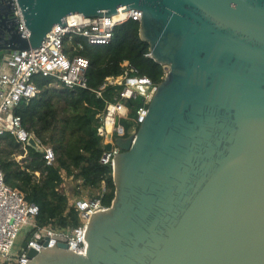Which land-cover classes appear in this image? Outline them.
<instances>
[{
	"label": "water",
	"instance_id": "1",
	"mask_svg": "<svg viewBox=\"0 0 264 264\" xmlns=\"http://www.w3.org/2000/svg\"><path fill=\"white\" fill-rule=\"evenodd\" d=\"M16 2L28 37L0 0V76L65 17L122 6L142 12L164 71L136 131L114 138V198L89 217L84 253L45 240L22 264H264V0Z\"/></svg>",
	"mask_w": 264,
	"mask_h": 264
},
{
	"label": "trees",
	"instance_id": "2",
	"mask_svg": "<svg viewBox=\"0 0 264 264\" xmlns=\"http://www.w3.org/2000/svg\"><path fill=\"white\" fill-rule=\"evenodd\" d=\"M63 50L69 58L87 59V84L92 89H98L107 77L125 72L129 77L146 76L153 86L164 77L162 65L147 55L148 43L139 37L138 21L132 19L115 26L107 44L92 45L84 37L72 36L64 39ZM125 61L127 64L122 65ZM32 81L38 93L21 99L13 113L20 117L27 133L40 145L52 149L54 160L46 164L41 152L24 145L9 132H3L0 134V170L6 185L38 207L37 226L55 231L78 228L82 218L61 186L69 179L73 182V198L82 197L85 191L86 197L99 198L103 206H110L115 192L112 164L100 161L105 136L98 129L103 125L101 113L105 103L115 101L124 85L106 84L101 97L96 98L90 90L65 87L55 78L40 73L34 74ZM149 89V85L145 86L134 98L122 100L126 113L118 118V125L123 137L138 128L137 110L147 108L145 95ZM102 184L104 190L97 194ZM27 239L24 237L23 243ZM0 264L17 262L0 259Z\"/></svg>",
	"mask_w": 264,
	"mask_h": 264
},
{
	"label": "built area",
	"instance_id": "3",
	"mask_svg": "<svg viewBox=\"0 0 264 264\" xmlns=\"http://www.w3.org/2000/svg\"><path fill=\"white\" fill-rule=\"evenodd\" d=\"M13 2L24 37H28L20 9L16 0ZM122 9L125 7L117 8L118 13L111 16L84 17L78 14L67 16L65 17L66 25L60 29L57 27L50 29L38 47L19 52L16 57L14 75L12 77H9L8 74L0 76V83L5 85V88L0 91V134L9 132L24 145L27 137L31 135L22 128L21 119L13 113V108L21 99L34 97L38 93V88L32 81V77L36 73L53 77L68 88L79 87L90 90L96 98L101 97V91L106 84L124 85L119 96L115 97V101L105 103L101 113L103 125L98 129V132L105 136V142L112 143L111 150L103 151L100 161L112 164L115 154L120 151L114 144V138L122 136L123 133L122 128L118 125V118L126 113V107L122 100L129 97L134 98L139 91H143L144 87L149 85L150 89L145 95L148 102L155 86L146 76L129 77L125 72L119 76L107 77L98 89H92L87 84V59L80 56L69 58L63 50V42L67 37L80 36L92 45L107 44L112 37L115 26L128 19L139 21L141 18L142 12L138 9L131 8L121 11ZM147 55L149 56V54ZM126 64L125 61L122 65ZM145 110L146 108L143 107L137 110L139 121L142 119ZM134 132L135 130H130V134ZM36 141L38 142L37 139ZM41 146L43 158L46 164H50L54 160L53 151L48 146ZM103 190L104 184L100 187V193L97 194H101ZM74 203L82 218V224L78 228L55 231L46 226H37L35 217L38 214V207L27 202L18 190L6 185L0 170V259L22 264L23 260H28L27 251L31 248L40 250V247H43L42 242L45 240L47 247L62 242L66 244L68 250L84 253L82 238L89 217L96 207H101V210L108 207L103 206L99 198L93 197H80ZM21 231L25 233V237L28 239L21 244L17 253L14 254L13 247Z\"/></svg>",
	"mask_w": 264,
	"mask_h": 264
},
{
	"label": "rangeland",
	"instance_id": "4",
	"mask_svg": "<svg viewBox=\"0 0 264 264\" xmlns=\"http://www.w3.org/2000/svg\"><path fill=\"white\" fill-rule=\"evenodd\" d=\"M19 158V156H18ZM61 190L63 192H65L68 195V201L69 202H74L75 200H77V198H73L72 193H73V182L69 179H66L64 181V184L61 186ZM87 196V192H83L82 193V197H86ZM25 237V233L23 231H21L18 236L17 239L15 241V245L13 247V253L16 254L18 249L20 248L21 244L23 243Z\"/></svg>",
	"mask_w": 264,
	"mask_h": 264
},
{
	"label": "bare ground",
	"instance_id": "5",
	"mask_svg": "<svg viewBox=\"0 0 264 264\" xmlns=\"http://www.w3.org/2000/svg\"><path fill=\"white\" fill-rule=\"evenodd\" d=\"M123 7V6H122ZM73 15H75V14H73ZM78 15H82V14H78ZM114 15V14H113Z\"/></svg>",
	"mask_w": 264,
	"mask_h": 264
}]
</instances>
